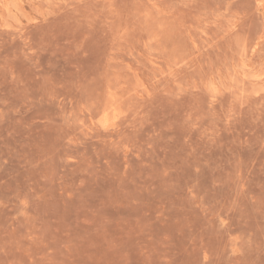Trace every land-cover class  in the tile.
Here are the masks:
<instances>
[{
    "label": "rangeland",
    "instance_id": "rangeland-1",
    "mask_svg": "<svg viewBox=\"0 0 264 264\" xmlns=\"http://www.w3.org/2000/svg\"><path fill=\"white\" fill-rule=\"evenodd\" d=\"M0 264H264V0H0Z\"/></svg>",
    "mask_w": 264,
    "mask_h": 264
}]
</instances>
